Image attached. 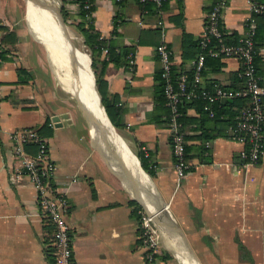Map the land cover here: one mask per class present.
Masks as SVG:
<instances>
[{
	"label": "crops",
	"instance_id": "crops-1",
	"mask_svg": "<svg viewBox=\"0 0 264 264\" xmlns=\"http://www.w3.org/2000/svg\"><path fill=\"white\" fill-rule=\"evenodd\" d=\"M215 1L167 0L158 11L145 13L137 0H92V27L100 38L110 48L132 51L131 70L107 63L102 75L106 95L115 96L119 108L120 127L112 126L119 139L114 135L113 146L109 140L97 144L91 139L73 95L44 63L41 36L28 24L34 39L24 27L21 3L0 0V25L6 28L0 30L4 53L0 63V264H52L46 249L52 226L40 215L35 190L26 177L15 183L9 177L16 165L9 133L19 128L42 129L54 165L49 183L65 195L68 204L73 264L140 263L138 221L144 206L131 192L150 190L139 169L152 181L175 225L187 228L185 235L191 233L193 240L215 237L223 245L218 247L219 257L233 264H264V147L257 164L244 166L239 157L244 144L224 138L218 122L199 123V113L189 107L185 114L192 120L184 129L189 168L177 180L170 132L164 126L155 46L163 40L171 52L172 71L188 72L190 60L182 36L199 37ZM248 1L226 0L220 17L224 34H243ZM63 7L68 19L80 21L75 1L66 0ZM48 54L59 67L49 50ZM259 55L256 70L264 86V40ZM219 60L217 69L203 66L201 88L208 83L233 84L231 76L238 71V62ZM73 93L78 99L79 94ZM82 96L78 100L90 112L91 94ZM85 115L88 120L95 118L91 112L92 117ZM107 131L109 138L112 132ZM139 153L146 158L152 176L141 168ZM113 157L132 163L134 171L119 168ZM167 225L172 228L171 221ZM151 264L173 262L159 250Z\"/></svg>",
	"mask_w": 264,
	"mask_h": 264
},
{
	"label": "built area",
	"instance_id": "built-area-1",
	"mask_svg": "<svg viewBox=\"0 0 264 264\" xmlns=\"http://www.w3.org/2000/svg\"><path fill=\"white\" fill-rule=\"evenodd\" d=\"M146 0H139L143 2ZM155 6H160L164 0H150ZM92 3L85 0L82 9L88 11ZM226 6V0H216L208 11L201 34L199 46L202 52L190 61L192 69L188 80L185 73H179L173 80L171 77V52L165 42L160 40L155 46V54L160 65L159 77L162 81L165 106L168 108V130L170 132V146L173 160V170L176 179L183 178L188 169L184 158L185 144L183 133L176 122L177 105L182 101L199 98L204 101L203 109L212 115L210 104L222 100L245 98L246 105L239 111L232 125L226 128V139L244 144L239 157L244 166L257 164L264 147V86L259 82L253 61V43L255 22L257 16H264V2L249 0L247 17L244 23V32L235 43L226 44L224 33L220 29L221 12ZM89 18L90 13H85ZM210 40L214 44L209 46ZM106 50L102 49L105 54ZM0 46V63L2 62ZM208 55L219 59L232 58L239 64L238 77L241 85L238 88H226L217 83L211 85V90L200 88V69L204 57ZM127 68L131 70L132 59L128 55ZM13 142L12 155L16 159L15 167L9 177L13 183L26 177L32 184L37 199V206L42 218L51 226L52 233L48 246L51 247L52 264H73L70 227L66 221L67 200L64 194L56 192L49 180L54 172V165L47 154L46 142L30 128L13 129L9 133ZM35 143L36 152L28 154L23 146ZM144 153V151H143ZM144 156L146 154L144 153ZM144 212V211H143ZM140 214L139 238L142 250L139 264H151L157 253L158 236L151 225L152 219L146 213Z\"/></svg>",
	"mask_w": 264,
	"mask_h": 264
},
{
	"label": "trees",
	"instance_id": "trees-1",
	"mask_svg": "<svg viewBox=\"0 0 264 264\" xmlns=\"http://www.w3.org/2000/svg\"><path fill=\"white\" fill-rule=\"evenodd\" d=\"M76 2L77 4V15L80 19L79 22H74L68 19L67 17V13L65 12L63 6L61 8L60 14L62 19L66 20V22L68 24H73L75 26V28L77 29V31L80 33L82 39H83V44L84 46L87 48L88 51V55H89V59H90V69L92 71L93 74V78H94V84H95V88L98 92V95L100 96V103L103 107V110L108 118V120L110 121L111 125L114 128H119L120 124L118 122V117H119V108L116 105V98L115 96H110V95H106V85H105V81L102 77L103 75V71H104V67L107 63H113L116 65H123L125 68L128 65V55L130 53H132L131 49L129 48H122L121 50H115L113 48H110L108 45L105 44V41L103 38H100L98 32H96L93 27H92V16L91 13L93 12V3L92 0H87L88 2L92 3L90 5V9L88 11L85 12V10L82 9V4L85 0H73ZM164 0L161 2L160 4V8L163 7V5L165 4ZM62 5L63 3L66 2V0H61ZM139 6H140V10L142 12L147 13L149 12H156L158 11L159 7H156L155 4L150 1V0H146L143 2H139V0H137ZM85 13H90L89 18L85 16ZM264 16H257L256 17V22H255V34H254V43H253V50H254V55H253V61H254V65H255V71L256 74L257 70H256V65H257V60L260 59V55H259V48L262 46L263 44V40H264ZM0 30L5 31L6 28L4 26L0 25ZM238 37H234L231 34L230 35H223V40L226 44L229 43H235ZM214 41L210 40L209 46L213 45ZM182 47H184L186 50H188V57L189 60H193L196 55L201 51L200 46H199V38L197 37L196 39H193L188 36V35H183L182 36ZM102 49H105L106 52L103 55V57L101 58V53H102ZM183 58H185V55ZM205 65H211L212 67L214 66V69H217L221 66L220 60L217 57H211L206 55L204 57L203 60V66ZM202 68L200 69V73L202 71ZM238 72H235L232 76L231 79H233V84H231V86L226 87V88H238L240 87V83L241 80L238 77ZM187 76V79L189 80L191 78L192 75V69L190 67L188 72H184ZM179 74V73H178ZM176 73H174L171 69V77L174 80L175 77L178 75ZM157 80L159 82V87L161 89L160 91V96H161V103L163 105V107L165 108V116H164V126L168 127V108L165 106V97L163 95V87H162V81L159 77V75H157ZM200 83H198L199 86ZM213 83H208L205 87H203V89L206 90H211V85ZM233 85V86H232ZM200 87V86H199ZM201 88V87H200ZM247 100L245 98H234V99H228V100H222L220 102H214L212 104H210V109L212 111V115L209 116L207 111H205L203 109V105H204V101L202 99L199 98H193L187 101H182L177 105V117H176V122L179 125V130L183 133V138L185 141V133H184V129L186 127V125H188L189 122H191L190 119L187 118L186 116V109H188L189 107L195 109L197 111V113H199V118L200 119L199 123H202L204 121L208 120H213L214 122H218L220 124H222V133L221 135L226 138V128L229 125H232L237 114L239 113V111L246 105ZM42 129H37L35 130V132L37 133V135L39 137L42 138L43 133L41 132ZM205 139V138H203ZM26 148L28 149V151L30 153H32V155L36 152V145L35 143H28L25 144ZM184 149V158L186 159V152H187V146L184 144L183 146ZM137 158L139 160L140 166L141 168L150 176H152V172L147 168L148 167V162L146 160V158L143 157V154L139 153L137 154ZM189 168V166H188ZM188 170V169H187ZM47 254H48V258H51V247L47 246ZM238 249L241 250V246L238 245ZM155 257V256H154ZM52 260V259H51Z\"/></svg>",
	"mask_w": 264,
	"mask_h": 264
},
{
	"label": "bare ground",
	"instance_id": "bare-ground-1",
	"mask_svg": "<svg viewBox=\"0 0 264 264\" xmlns=\"http://www.w3.org/2000/svg\"><path fill=\"white\" fill-rule=\"evenodd\" d=\"M26 2L28 5V9L30 10V13L36 20V24L42 28L45 27L50 31V35L44 32L47 38L48 50L51 56L60 65L63 72L66 74L67 79L70 82L72 88L75 90V92H77V95L79 94L78 99L79 96L82 99L83 94H87V93L91 94L90 99H91V106L94 115L96 114V111H98L99 112L98 115L100 117L103 116L102 109H100V104L98 102V97L92 87V81H91L92 77H90L89 70L86 67H85L86 69L83 68L81 64L84 54L79 50V47H77V45L75 44L73 39L74 37H72L66 30L65 26L61 24V21L57 13L54 11L51 3L48 0H26ZM81 104L86 109V106H84L82 102ZM85 112L88 117H92L91 115L93 114L91 109H90L91 115L88 109H86ZM114 132L116 133L115 130ZM109 138H110L109 141L112 143L113 146H115L114 143L115 136L111 134ZM96 149H98L97 145H96ZM113 159L115 161V164L119 168L120 167L129 168L130 171H134L135 166L132 163L123 162L122 159H119L117 157H113ZM139 176L142 178L144 183L146 182L145 185L148 187L150 192L145 188L144 190H141L139 188L140 190H138V193L135 194H137L139 198L141 196V198L147 202L148 205L146 204V206H148V211L152 216L149 214L148 215L153 220V222H155L157 228L158 226H160L161 230L159 228L158 229L160 233L162 232L161 235L162 234L163 236L165 235L164 240L169 246V248H171L173 252H175V250L177 251V253L174 254L178 263L188 264V261L185 258H183L181 254L180 247L178 244V230L176 226L172 223L167 213V208L164 206L165 204H163L155 196V194L153 193V191L151 190L148 184V180L146 176L142 173L140 169H139ZM154 203L158 204V206H156ZM168 220L171 221L172 228L168 227L167 225ZM172 229L173 232L171 233ZM168 231L170 232V235ZM158 240H159V236H158ZM189 251L192 254V251L190 249Z\"/></svg>",
	"mask_w": 264,
	"mask_h": 264
},
{
	"label": "rangeland",
	"instance_id": "rangeland-1",
	"mask_svg": "<svg viewBox=\"0 0 264 264\" xmlns=\"http://www.w3.org/2000/svg\"><path fill=\"white\" fill-rule=\"evenodd\" d=\"M20 3H21V6H20V13L22 15V22H23V25L24 27L28 30L29 34L37 40L36 37H34L31 33V29H35L38 33V35L41 36L42 38V49H43V60H44V63L46 64V66H48L49 70L52 72V74L54 75V77L56 76L59 80V82L62 84V86H65L66 90L68 92H70L74 99L76 100V104H77V107H78V110L85 115V112L82 108V105H80V102L79 100L76 98L75 94L73 93V90H72V86L70 84V82L68 80H66V78L63 76L66 74L63 72V70L61 69L60 65L59 67L56 65V63L52 60V58L49 56L48 54V47H47V38H46V35L44 32L48 33L50 35V31L48 29H46L45 27L42 28L40 26H38L36 24V20L35 18L32 16V14L30 13V10L28 9V5L26 3L25 0H18ZM54 11L56 12V10L58 9L59 10V14H60V11H61V8H62V2L61 0H48ZM64 4V3H63ZM66 5V4H65ZM64 10H65V7H63ZM57 13V12H56ZM32 16V17H31ZM91 16H92V13H91ZM60 17H61V14H60ZM62 19V17H61ZM71 20V19H69ZM72 21V20H71ZM62 22L64 23V26L66 28V30L68 31V33L74 37V42L75 44L77 45V47H79V50L84 54L83 56V59L81 61V64L83 66V68H87L89 70V73H90V77H91V72H90V69L88 68V63H89V55H88V51H87V48L84 46L83 42H82V38H81V35L80 33L77 31V29L75 28V26L73 24H68L65 20L62 19ZM29 24V26H28ZM44 26V25H42ZM45 46V47H44ZM84 60V61H83ZM90 67V66H89ZM85 68V69H86ZM55 69V70H54ZM62 71V72H60ZM63 75H62V74ZM67 77V76H66ZM92 81V79H91ZM75 91V90H74ZM89 107V105H88ZM92 111V114L95 118H97L95 115H94V112H93V109H92V106L89 107ZM86 117V115H85ZM87 118V117H86ZM119 133L122 135V132L119 131ZM119 139V138H118ZM120 146V145H119ZM98 151L100 153L103 154V152L100 151V149L98 148ZM115 169V168H114ZM116 170V169H115ZM117 171V170H116ZM119 174H121L119 171H117ZM145 175V174H144ZM146 176V175H145ZM147 180H148V184L151 188V190L153 191V193L155 194V196L163 203L162 199H161V196L158 194L157 190L155 189V187L153 186L152 184V181L146 176ZM141 179V178H140ZM140 181V180H139ZM142 181V180H141ZM131 190V189H130ZM132 191V190H131ZM136 192V191H135ZM137 193V192H136ZM131 195L133 197L134 200L140 202L144 207L143 210L144 212L142 213H146L147 215H151L148 211V206H146L147 202L145 200H143L140 196L135 194L133 191L131 192ZM148 205V204H147ZM150 205V203H149ZM167 208V212H169L168 210V207L166 206ZM152 216V215H151ZM139 222H140V218H139V221H138V238H139ZM151 225L153 227V229L155 230V233L157 234V236H159V240H157V246L158 248L156 249L157 252L160 250V251H164L166 252V254L169 255V257L171 258L173 264H179L176 257H175V254L177 253V251L175 250V252L172 251L171 248H169V246L167 245V243L165 242V240L163 239L159 229L157 228V226L155 225V222H153V220L151 221ZM157 228V230H156ZM180 228V227H179ZM182 229V234L187 242V244L185 243L183 237L179 234V237H178V244H179V247H180V251H181V254L185 257V259L188 261V264H233L232 263V260H230L229 262L227 261V258H224V259H221L219 257V253H218V247L219 246H223L222 244L216 242V238L215 237H205V238H198L197 237H194L195 240H193L192 238V234L191 233H188L187 235H185L186 231H187V228H180V230ZM185 232H184V231ZM173 232V230L171 231V233ZM184 232V233H183ZM190 241H189V240ZM139 241H140V238H139ZM189 246V247H188ZM182 248V249H181ZM189 248L190 250L192 251V254L190 253L189 251ZM175 253V254H174ZM194 256V257H193Z\"/></svg>",
	"mask_w": 264,
	"mask_h": 264
},
{
	"label": "water",
	"instance_id": "water-1",
	"mask_svg": "<svg viewBox=\"0 0 264 264\" xmlns=\"http://www.w3.org/2000/svg\"><path fill=\"white\" fill-rule=\"evenodd\" d=\"M56 12H57V15H58V17H59V19H60V21H61V24L64 26V23L62 22V19H61L60 14H59V10L57 9ZM88 68H89V63H88ZM91 77H92V74H91ZM92 87H93V89H94V91H95V93H96V95H97V97H98V102H99L100 107H101V109H102L103 116L100 117V116L98 115L97 118H93L94 121H93L92 119L88 120V118H86L84 114H82V117H83L84 122L86 123V125H87V127H88V130H89L90 134H91V135H90V136H91V139H92L93 141H95L97 144H100V143H103V142H105V141H107V140H110V138H108V135H107V132H106V127H107L108 130L110 129V131L112 132L113 135H115V136H117V135H116V133L114 132V129H113L112 125H111L110 122L108 121V119H107V117H106V115H105V113H104L103 107L101 106V103H100V97H99V95H98V93H97V91H96V89H95L94 81H93V77H92ZM52 120H53V121H56V117H53ZM163 204H164V203H163ZM164 206L166 207V205H164ZM167 213H168V212H167ZM168 215H169V213H168ZM169 217H170L172 223L175 225V223H174V221L172 220V218H171L170 215H169ZM175 226H176V225H175ZM176 228H177L179 234L184 238V236H183V234H182L180 228H178L177 226H176ZM184 240H185V238H184ZM185 241H186V240H185ZM186 243H187V242H186ZM187 245H188V244H187ZM188 247H189V246H188ZM189 249H190V248H189Z\"/></svg>",
	"mask_w": 264,
	"mask_h": 264
}]
</instances>
